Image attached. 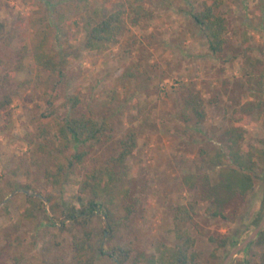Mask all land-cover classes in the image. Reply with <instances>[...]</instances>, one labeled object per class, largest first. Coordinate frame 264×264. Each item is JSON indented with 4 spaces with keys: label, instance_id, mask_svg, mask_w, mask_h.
<instances>
[{
    "label": "rangeland",
    "instance_id": "374dc122",
    "mask_svg": "<svg viewBox=\"0 0 264 264\" xmlns=\"http://www.w3.org/2000/svg\"><path fill=\"white\" fill-rule=\"evenodd\" d=\"M121 1L0 0V194L7 195L0 208L9 202L8 210L0 211V264H17L13 255L24 257L21 264H75L73 240L83 230L69 220L64 228L53 225L44 212L26 218V195L45 200L52 194L62 203L77 205L81 181L97 162L113 154L115 141L128 128L138 134L125 180L127 201L137 210L127 228L122 221L116 225L114 238L104 231L106 219L93 216V264H120L115 256L102 254L112 253L117 242L131 250L125 264H149L142 253L158 255L179 242L173 209L191 201L198 200L197 225L187 226L196 241L194 250L207 259L215 252L216 264H223L264 218L263 161L254 188L227 197L222 215L212 214V200L192 189L188 180L199 171L201 148L223 144L232 125L246 129L245 145L264 149V0H224L229 44L222 54L210 52L193 22L191 13L202 0H144L153 16L125 26V36L135 33L130 51L122 46L125 36L104 49L86 48L90 26ZM43 29L49 33L50 49L67 61L61 80L36 67L35 41ZM128 68L134 76L124 79ZM74 94L81 96L82 111L108 122L113 141L105 139L93 148L83 166L55 187L45 169H55L74 152L59 149L55 124L67 110L66 98ZM191 96L201 102L203 119L186 110ZM239 107L252 108L249 123L235 116ZM51 110L53 116L46 118ZM88 199L84 195V202ZM46 206L51 215L48 201ZM211 235H229L231 240L217 248ZM253 241L229 264L262 262L264 247Z\"/></svg>",
    "mask_w": 264,
    "mask_h": 264
},
{
    "label": "trees",
    "instance_id": "16d2710c",
    "mask_svg": "<svg viewBox=\"0 0 264 264\" xmlns=\"http://www.w3.org/2000/svg\"><path fill=\"white\" fill-rule=\"evenodd\" d=\"M223 4L224 0H202L201 7L191 13L195 26L200 28L206 38L208 49L213 54L224 53L229 44L228 19L222 11ZM152 16L153 12L146 7L144 0H122L116 9L90 26L85 47L92 50L104 49L112 43H120L125 36V26L128 23L137 26L141 21L151 19ZM39 35L40 37L35 41L34 53L38 71L48 72L49 75L56 74L60 80L63 79L67 74L64 69L67 61L60 59L58 54L50 49L48 31L40 30ZM134 35L135 33L130 31L125 36L127 42L122 43L125 52L130 51V43L133 42ZM132 76L134 71L131 68L123 73L124 79ZM80 104L79 94L69 95L66 98L65 114L55 121L59 149L74 148L73 153L56 163L55 169L51 167L45 169L48 183L55 187L64 184L76 168L83 166L86 157L92 154L93 148L103 144L105 139L113 141V130L108 122H101L88 112L82 111ZM201 106V102L195 96L186 99V110L198 120L204 118ZM251 110V107H239L235 116L243 124L249 123L252 119ZM53 113L54 111L51 110L44 116L49 118ZM245 133L246 129L243 126L232 125L225 131L223 144L202 147L199 171H195L188 179L192 189L197 193H204L206 198L212 200L215 205V210L212 212L214 216L223 214L222 208L227 197L246 195L254 188L259 162H264V149H252L243 143ZM115 142L113 154L104 161L97 162L92 171L81 181L77 205L62 203L52 194H48L45 200L33 194L26 195L29 207L25 214L26 218L33 220L37 217L36 211L44 212L53 225L64 228L66 221L69 220L83 230V234L75 235L73 240L75 264H93L96 257L90 231L93 216L99 215L106 219L104 231L110 232V237L114 238L116 225L122 221L127 228L137 210L135 203L127 201L129 187L125 184L128 176L127 160L137 148V131L128 128ZM84 195L89 197L86 202ZM6 197V194H0V203ZM46 201L49 202L51 215L46 213ZM197 202L198 200L191 201L187 205H179L173 209L174 230L179 242L173 247L162 249L158 255L149 257L142 253L143 259L148 260L149 264H216L215 252L207 259L200 251L194 250L196 241L187 229L189 224L197 225L194 218ZM8 207L9 202L2 206L0 211H7ZM100 210L102 212H99ZM209 239L217 248H224L230 243L231 237L211 235ZM10 242V246H16L14 242ZM253 242L257 246L264 247L263 229ZM102 254L115 256L120 264H125L131 257V250L117 242L113 246L112 253ZM23 258L13 255L17 264H21ZM263 263L264 254L262 262L256 264Z\"/></svg>",
    "mask_w": 264,
    "mask_h": 264
},
{
    "label": "water",
    "instance_id": "95a60500",
    "mask_svg": "<svg viewBox=\"0 0 264 264\" xmlns=\"http://www.w3.org/2000/svg\"><path fill=\"white\" fill-rule=\"evenodd\" d=\"M27 193H29V190H25ZM7 199L5 200V202ZM264 227V218L263 220L257 225V227L240 243L238 244L225 258L223 264H229L231 259L238 254L240 251H242L246 246H248L260 233V231Z\"/></svg>",
    "mask_w": 264,
    "mask_h": 264
}]
</instances>
